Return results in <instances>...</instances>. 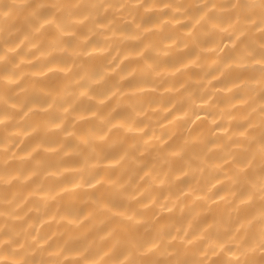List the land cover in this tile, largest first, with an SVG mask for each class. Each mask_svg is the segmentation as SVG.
I'll use <instances>...</instances> for the list:
<instances>
[{
  "label": "clouds",
  "instance_id": "clouds-1",
  "mask_svg": "<svg viewBox=\"0 0 264 264\" xmlns=\"http://www.w3.org/2000/svg\"><path fill=\"white\" fill-rule=\"evenodd\" d=\"M0 264H264V0H0Z\"/></svg>",
  "mask_w": 264,
  "mask_h": 264
}]
</instances>
